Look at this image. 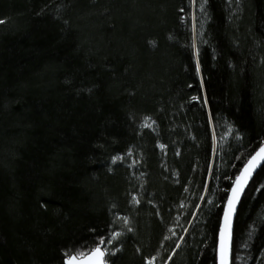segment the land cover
<instances>
[{
  "label": "trees",
  "instance_id": "16d2710c",
  "mask_svg": "<svg viewBox=\"0 0 264 264\" xmlns=\"http://www.w3.org/2000/svg\"><path fill=\"white\" fill-rule=\"evenodd\" d=\"M0 21V264L101 239L105 264H216L264 141V0H0ZM231 264H264V164Z\"/></svg>",
  "mask_w": 264,
  "mask_h": 264
},
{
  "label": "water",
  "instance_id": "95a60500",
  "mask_svg": "<svg viewBox=\"0 0 264 264\" xmlns=\"http://www.w3.org/2000/svg\"><path fill=\"white\" fill-rule=\"evenodd\" d=\"M261 148H264V141L259 145V147L248 157V159L245 161V163L241 166L239 172L235 176L231 187L228 191L227 198L224 202L219 229H218V235H217V244H216V264H222V248H221V228L224 226L225 223V211L229 206V199L233 198L235 200L234 204V211L231 216V224H230V230L228 234L226 235L225 240V250L223 253V259L225 260V264H231V253H232V238H233V228H234V221L236 217V213L240 204V201L243 197V194L250 183L251 179L255 175V173L258 171V169L264 164V157H257L256 166L251 169L250 175L249 173L245 172V167L248 165V162L252 160L253 157L257 156V153L260 152ZM240 178L239 184H237V178ZM236 188L239 193L238 199H235L233 189ZM242 189V190H241ZM90 253V252H89ZM74 255H71L69 257H72ZM68 258H66L63 262V264H67ZM103 259V258H102ZM82 261H87V264H95V258L92 260H87L86 257H77V260L73 262V264H81ZM104 262V260H103ZM105 264V263H104Z\"/></svg>",
  "mask_w": 264,
  "mask_h": 264
},
{
  "label": "snow or ice",
  "instance_id": "6c2138e0",
  "mask_svg": "<svg viewBox=\"0 0 264 264\" xmlns=\"http://www.w3.org/2000/svg\"><path fill=\"white\" fill-rule=\"evenodd\" d=\"M0 23H3V21H0ZM257 157H264V148H261L260 152L257 153V156L253 157L252 160L248 162V165H246L245 172L249 173V175H250L251 169L256 166ZM239 181H240V178L238 177L237 184H239ZM233 193H234L235 199H238L239 193L236 188L233 189ZM234 204H235V200L233 198H230L229 206L225 211V223H224V226L221 228L222 264H225V260L223 259V253L225 250L226 235L228 234L230 230L231 216L234 211ZM118 235H119L118 233L114 234L112 239H115L116 236ZM104 243H105L104 240L101 239V241L99 242V245L96 248L92 249L90 253H80L79 255L86 257L87 260H92L93 258H95V264H104L103 259H102L103 256L105 255V250L102 248ZM109 243H111V240H109ZM76 260H77L76 256L69 257L67 264H73V262ZM81 264H87V261H82ZM149 264H152V262L149 261Z\"/></svg>",
  "mask_w": 264,
  "mask_h": 264
}]
</instances>
